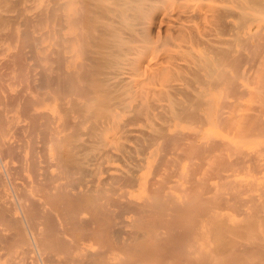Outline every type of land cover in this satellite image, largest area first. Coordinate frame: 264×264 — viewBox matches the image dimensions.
Masks as SVG:
<instances>
[{
  "label": "bare ground",
  "instance_id": "6f19581e",
  "mask_svg": "<svg viewBox=\"0 0 264 264\" xmlns=\"http://www.w3.org/2000/svg\"><path fill=\"white\" fill-rule=\"evenodd\" d=\"M0 264H264V0H0Z\"/></svg>",
  "mask_w": 264,
  "mask_h": 264
}]
</instances>
